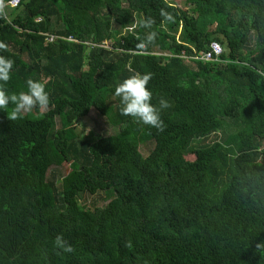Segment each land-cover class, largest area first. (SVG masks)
I'll return each mask as SVG.
<instances>
[{"label":"trees","instance_id":"16d2710c","mask_svg":"<svg viewBox=\"0 0 264 264\" xmlns=\"http://www.w3.org/2000/svg\"><path fill=\"white\" fill-rule=\"evenodd\" d=\"M7 1L3 88L38 80L49 104L0 111V264H264V0H22L6 15ZM145 73L151 102H169L162 131L113 95ZM91 109L118 132L83 136ZM99 192L114 195L81 202Z\"/></svg>","mask_w":264,"mask_h":264},{"label":"clouds","instance_id":"9594fccd","mask_svg":"<svg viewBox=\"0 0 264 264\" xmlns=\"http://www.w3.org/2000/svg\"><path fill=\"white\" fill-rule=\"evenodd\" d=\"M160 15L168 21L173 19L171 14L164 10H161ZM152 23L151 18L142 20L141 27L150 28ZM154 36L155 33L148 34L147 42L151 43ZM0 49H6L3 42H0ZM13 65L12 58L0 55V111L6 113L8 120L16 121L22 119L24 114L30 112L34 107H46L49 104V94L42 82L33 79L26 80L27 91L7 92L3 85L10 79ZM150 78V73L128 76L115 86L113 95L119 97L121 115L131 117L139 124L162 131L164 122L161 119V111L169 107V102L163 97L159 99L158 106L151 102L153 94L147 87ZM52 243L54 249L60 253L73 251L72 245L61 234H57ZM255 251L259 255L264 254V240L255 244Z\"/></svg>","mask_w":264,"mask_h":264},{"label":"rangeland","instance_id":"374dc122","mask_svg":"<svg viewBox=\"0 0 264 264\" xmlns=\"http://www.w3.org/2000/svg\"><path fill=\"white\" fill-rule=\"evenodd\" d=\"M175 1L178 7H181V8L187 7V5L185 4V0H175ZM107 44L108 43H106V45ZM42 110H46V108H43ZM57 123L59 124L58 120H57ZM80 124L81 126H79ZM77 125H78L77 128L79 129L80 133L83 136H85L89 132H92L93 134L97 136L99 135L108 136V135L115 134L116 132H118V128H116L115 126H112L105 118L100 116L94 109H91L89 111V114L83 117L82 120L77 123ZM219 134H221V132H219ZM212 137L214 136L212 135ZM211 142L212 140L208 141V143H211ZM152 147H153L152 143L142 144L140 150L145 156L148 154V152L151 150ZM66 167L67 165L65 164L61 167L54 166L55 169H53L51 172H53L54 170H59L62 174H65L67 172ZM113 195H110L109 192L108 193L99 192L94 195L86 194L82 198L81 202L86 204L89 208H94L97 206H103L107 204Z\"/></svg>","mask_w":264,"mask_h":264},{"label":"built area","instance_id":"2783aa9c","mask_svg":"<svg viewBox=\"0 0 264 264\" xmlns=\"http://www.w3.org/2000/svg\"><path fill=\"white\" fill-rule=\"evenodd\" d=\"M21 1L22 0H9L5 4H3L2 7H3L4 14L7 15L8 9L12 10V9L17 8ZM53 39H54V36L50 35L48 37V41H52ZM221 52H222V50H221L220 45L218 43H212L211 50L209 52H207L203 57L206 60L218 59V56L221 54Z\"/></svg>","mask_w":264,"mask_h":264}]
</instances>
